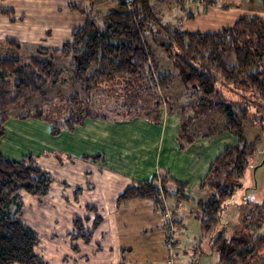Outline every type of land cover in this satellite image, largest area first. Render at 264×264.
Returning <instances> with one entry per match:
<instances>
[{
	"label": "trees",
	"instance_id": "1",
	"mask_svg": "<svg viewBox=\"0 0 264 264\" xmlns=\"http://www.w3.org/2000/svg\"><path fill=\"white\" fill-rule=\"evenodd\" d=\"M206 1L208 5L215 3V0ZM70 3L71 10L82 12L86 18L81 26L72 29L70 40L62 42L57 48L39 47L26 62L17 55L0 53V140L5 134L9 106L28 105L34 98H39L43 104L51 102L46 98L45 88L55 83L59 74L54 57L67 59L72 82L82 86L83 91L61 96L66 100L69 111L61 124L51 126L53 135L63 129L72 131L88 117L106 118L104 115L91 114L87 106L94 91L103 85H123L124 88L128 87L127 94H130L128 90L131 89L135 94L156 93L163 89L170 91L174 80L180 78L190 97H195L199 106L211 105L213 113L222 117L221 131L237 139V144L218 151L198 184L201 192L205 187L208 192L205 199H197L194 216L203 233L208 234L217 223L221 200L231 196L236 180L245 169L246 158L253 153L258 141L256 137L252 142H247L243 134V122L254 121L251 116L253 100L243 96V108L235 112L232 109L234 102L223 98L217 83L249 90L257 97L264 98V16L241 15L231 25L215 32L162 27L166 31V42H163L157 40L160 33L152 29V26L160 23L151 0H132L134 8L131 12L110 9L102 15L100 24L79 2ZM12 12V9L1 10L2 14ZM147 33L152 35V40L171 61L176 72L164 69L155 60L145 41ZM114 40L120 41L116 43ZM4 42L9 46L20 47L14 39L6 38ZM204 49L208 50L206 54L202 53ZM227 51H232L235 56L232 66L223 62ZM50 53L53 55L47 57ZM254 63L258 66L257 70L245 73ZM166 94L162 100H156L154 108L167 103L170 113L182 116L180 138L186 130L182 128L184 125L186 127L187 122L182 119L185 109L177 105L178 98L175 95ZM18 118H43L42 107L35 106L32 113L20 114ZM211 134L209 132L201 136ZM194 139L188 136L187 142L191 143ZM178 146L184 148L179 141ZM50 183V175L30 155L13 160L0 152V264H48L35 252L38 244L36 233L18 217L20 204L16 198L19 190L44 195ZM170 183L175 189L169 188ZM187 188V183L171 179L166 172L155 174L148 180L128 185L118 194L116 203L119 205L132 199H146L153 203L155 210L162 212L166 201L174 200L179 204L193 200ZM89 209L94 210V207ZM239 210L233 232L227 234L229 228L216 234L213 239L219 264H253L257 260H264V233L253 236L264 221V200L248 201L240 205ZM101 221L97 215L92 230ZM73 222L77 226L81 219L74 218ZM79 233L87 241L90 240L91 231L86 234L79 231L77 235Z\"/></svg>",
	"mask_w": 264,
	"mask_h": 264
},
{
	"label": "rangeland",
	"instance_id": "2",
	"mask_svg": "<svg viewBox=\"0 0 264 264\" xmlns=\"http://www.w3.org/2000/svg\"><path fill=\"white\" fill-rule=\"evenodd\" d=\"M176 1L151 0L155 15L160 23L152 26V29L154 32L160 33L157 37L159 41L166 42L164 37L166 31L162 27L175 28L181 31L215 32L225 25H231L241 15L238 10H224L222 7L238 6L242 9L243 15L264 16V14L257 13L260 7L264 8V0H215L212 6H208L207 12L202 11L204 10L202 7L208 5L206 0H183L182 3ZM70 2L82 3V7L88 12L90 11L89 15L99 24L102 15L108 10L125 11L118 0H0V53L17 55L22 61L26 62L39 47L57 48L62 42L70 40L72 29L81 26L86 19L81 12L69 9ZM2 9H12L13 12L2 14ZM6 38L17 40L20 47L16 48L5 44L4 40ZM114 41L118 43L120 40ZM145 41L155 60L164 69L176 72L171 61L166 58L160 47L152 40L151 34H146ZM207 51L204 49L202 53L206 54ZM50 55L53 54L50 53L46 56ZM53 59L57 64L59 74L56 77V82L48 84L45 88L46 98L51 102L43 104L39 98H34L28 105H11L7 109L9 118L6 123L7 133L15 132L20 135L18 137V147L21 151L34 145L38 146L39 142L45 145L51 144L55 147L61 145L62 138L51 134V126L61 124L69 111L66 100H63L61 96L66 97L83 91L82 86L72 82L67 59L58 57ZM223 62L227 66L235 64V56L232 51L225 52ZM257 68V64L254 63L245 73H253ZM173 83L174 85L170 91L163 89L156 93L141 92L138 94H135L132 89L128 90L130 94H127L126 88L128 87L124 88L123 85H103L102 88L94 91L90 104L87 106L91 114L104 115L111 122L121 121L133 116L147 117V119L159 121L170 114L179 117L175 113H170L167 103L162 104L157 109L154 108L156 100L165 98L166 93L172 94L178 98L177 105L183 106L185 109L182 113L184 116L182 119L187 120V122L186 127L184 125L182 128L186 130L183 136L178 138L179 144L184 148L189 145L200 146L203 144L204 139L208 138H210L208 141H211L212 149L218 146L221 150L228 145L237 144L235 136L221 131L222 117L213 113L211 105L199 106L197 99L190 97L180 78H176ZM108 86L110 88H107ZM217 88L223 98L234 102L232 109L235 112L243 108V96L253 100L251 116L254 121L251 123L249 120L243 122V134L244 140L247 142H252L256 137H258V141L253 153L246 158L245 169L236 180L231 196L221 200L222 207L218 220L211 232L208 234L203 233L199 221L193 217L191 211L188 214V211L186 212L185 217L188 218V222H186L185 228H179L178 221L175 220V235L177 241L179 237L181 249L178 255L181 259L180 264L189 262V252L192 248H196L197 251L191 256L195 264H219L218 254L213 244L216 234L224 230L227 231L229 228L230 231L227 234L230 235L233 232L235 228H232L237 224V218L240 215V205L248 201L262 202L264 200V98L257 97L252 91L233 88L231 85L227 86L222 83H217ZM173 103V105H176L175 102ZM35 106L42 107L43 118H38L42 120H21L18 118L20 114L32 113ZM64 130L66 129L61 130L60 133ZM209 132L212 134L206 137L201 136L209 134ZM188 136L195 139L188 143ZM57 156L62 163L67 161L65 154L57 152ZM83 163V160L65 164L49 162L48 174L52 175V178L46 194L33 195L25 190H19L17 193L16 202L20 204L18 217L36 233L38 244L35 251L48 264H94L95 261L99 264V255L93 258V253L97 251L82 248L83 243L87 240L85 236L80 235L81 233L78 235L77 233L83 231L86 234L87 231H91L89 239L91 245H93L92 248L95 247L93 233L98 226V231L100 229L108 230L111 213L112 215L116 213L113 212L116 211V205L114 199L112 200V195L114 190L117 191L118 189L105 185L107 183H104L98 174L97 177H90L82 172L81 165ZM155 185L158 186V183H155ZM168 186L175 189L174 185ZM207 192V187L203 189V192L198 189L197 185L188 187L187 193L193 198L194 202L188 201V204L191 205H184L186 210L192 209L193 213H196L197 199L200 197L205 199ZM163 205L165 206H163L161 212L162 218L167 213L175 216L167 201ZM93 206L97 208L96 212L89 209ZM124 210L129 213L133 212V209L129 206ZM98 214L106 220L92 230L96 220L95 216ZM158 215H160L159 212ZM78 217L81 222L75 226L73 220ZM185 217L183 220H185ZM123 224H126L124 230L131 231L134 220L128 219ZM78 227H83V229L81 230ZM132 233V238L125 235L118 238V242L121 244L128 246L129 243L131 248H134V252L126 260L121 257V261L123 260L127 264H162L161 254L164 251L166 252L163 243L165 228L163 231L160 228H154L148 232ZM253 236H257L256 231H254ZM99 241L100 245H103L107 240L104 237ZM114 242H117V240H114ZM104 256L105 253L101 255V257ZM86 258H89L88 263ZM253 264H264V260H257Z\"/></svg>",
	"mask_w": 264,
	"mask_h": 264
},
{
	"label": "crops",
	"instance_id": "3",
	"mask_svg": "<svg viewBox=\"0 0 264 264\" xmlns=\"http://www.w3.org/2000/svg\"><path fill=\"white\" fill-rule=\"evenodd\" d=\"M208 6L212 5L202 7V9L204 8L202 11L207 12ZM222 9H235L243 15L242 9L238 6L222 7ZM257 13L264 14V8L260 7ZM26 119L42 120L38 118ZM7 122L8 120L5 122V134L0 140V152L3 156L13 160H21L30 155L36 164L47 173H49V162L65 164L83 160L82 172L90 177H97L98 174L104 183H107L105 185L118 189L117 191L114 190L112 195V200L114 199L116 205V211L113 212L116 213L113 215L111 213L108 230L100 229L98 231V226L94 231L93 241L96 243L94 248H92L93 245H91L90 240L83 243L82 248L97 251L93 253V258L99 255V264H127L125 261H121V257L126 260L134 252V248H131L129 243L127 246L118 242L119 237L125 235L132 238V232L143 233L154 228H160L163 231L165 228V217L162 218V213L154 209L150 200L132 199L118 205L116 198L123 189L133 182L148 180L155 174L165 172L171 179L187 183L188 187L198 186L199 181L208 170L209 163L219 151L218 146L212 149L211 141H208L210 138L204 139L200 146L189 145L182 149L179 148L178 135L181 119L173 116V114L161 118L159 121L138 116L114 122L101 117H88L81 124L76 125L72 131L64 130L57 134L63 140L61 145H56L57 148L54 145H45L39 142L38 146L28 147L24 151L18 147L20 135L15 132L7 133ZM57 152L65 154L67 161L62 163ZM50 177L52 178V175ZM190 201L194 202V200ZM167 204L175 213L179 228H185L186 222H188V218L185 216L190 211L193 215L195 213L192 209L186 210L184 205L190 206L191 204H188V201L177 204L174 200L167 201ZM127 206L133 209L132 213L124 210ZM92 211L96 212L97 208L94 207ZM98 216L102 219L100 223L105 222L106 219L103 216L99 214ZM184 217L185 220H183ZM193 217L195 218V216ZM128 219L134 220L131 227L132 232L124 230L126 224L123 223H126ZM262 233H264V221L261 227L256 230V235ZM104 237L107 241L100 245L99 239H104ZM104 253L105 256L101 257ZM195 253H197L196 248H192L187 264H195V261L191 259L192 254ZM155 254L159 255L158 253ZM161 259L162 264H165V251L161 254ZM86 262H89V258H86ZM180 263L181 259H179ZM94 264H98V262L95 261Z\"/></svg>",
	"mask_w": 264,
	"mask_h": 264
},
{
	"label": "built area",
	"instance_id": "4",
	"mask_svg": "<svg viewBox=\"0 0 264 264\" xmlns=\"http://www.w3.org/2000/svg\"><path fill=\"white\" fill-rule=\"evenodd\" d=\"M125 11L131 12L133 10L132 0H118ZM167 213L165 215V233L163 237V243L166 247V261L165 264H178L179 263V253H180V246L176 239L175 231H176V221L177 218L173 215ZM169 215V216H168ZM171 216V217H170Z\"/></svg>",
	"mask_w": 264,
	"mask_h": 264
}]
</instances>
